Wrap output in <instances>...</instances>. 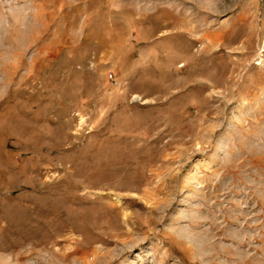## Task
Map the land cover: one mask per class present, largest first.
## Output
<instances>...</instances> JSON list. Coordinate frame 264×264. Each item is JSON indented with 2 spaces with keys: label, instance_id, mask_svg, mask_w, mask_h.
<instances>
[{
  "label": "rangeland",
  "instance_id": "374dc122",
  "mask_svg": "<svg viewBox=\"0 0 264 264\" xmlns=\"http://www.w3.org/2000/svg\"><path fill=\"white\" fill-rule=\"evenodd\" d=\"M0 264H264V0H0Z\"/></svg>",
  "mask_w": 264,
  "mask_h": 264
}]
</instances>
